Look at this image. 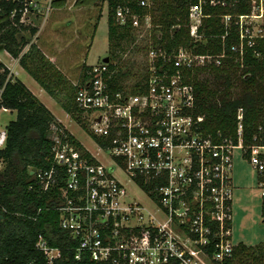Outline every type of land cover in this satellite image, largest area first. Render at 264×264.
<instances>
[{
	"label": "built area",
	"instance_id": "2783aa9c",
	"mask_svg": "<svg viewBox=\"0 0 264 264\" xmlns=\"http://www.w3.org/2000/svg\"><path fill=\"white\" fill-rule=\"evenodd\" d=\"M206 2L225 4V0H197L189 6V33L194 39L201 37ZM138 3L150 6L152 0ZM21 4L19 23L33 25L31 16L40 13L39 0H21ZM51 6L48 0L46 9ZM116 16L120 23L129 17L134 27L139 25V17L127 6L118 7ZM246 16L238 15L236 20L241 43L231 46L239 55L242 40L248 37L251 44L257 35L248 34L243 24ZM230 18L223 15L226 24ZM28 48L27 44L21 53ZM147 54L153 60L147 87L137 93L109 90L110 64L116 63L110 56L108 61L88 65L83 79L74 82L78 85L74 101L97 152L103 155L89 151L90 158L81 155L55 128L50 135L51 164L30 171L34 182L29 188L53 199L61 228L76 240V259L86 255L102 264H228L235 245L231 174L234 149L243 148L241 124L236 143L203 136L204 116L192 114L194 88L185 79L187 70L210 61L221 64L224 52L195 54L179 47L167 54L150 45ZM157 58L172 59L175 70L157 72ZM12 74L8 68L6 80ZM3 92L4 85L0 86V110L11 111L3 105ZM237 118L242 119V108ZM6 125L0 127V172L5 166L1 152L7 141ZM93 136L107 144L101 145ZM249 150V163L263 175L264 146L252 145ZM116 168L145 194L150 205L130 197ZM261 193L264 196V189ZM36 246L49 263L60 256L59 249L42 237Z\"/></svg>",
	"mask_w": 264,
	"mask_h": 264
},
{
	"label": "trees",
	"instance_id": "16d2710c",
	"mask_svg": "<svg viewBox=\"0 0 264 264\" xmlns=\"http://www.w3.org/2000/svg\"><path fill=\"white\" fill-rule=\"evenodd\" d=\"M95 2L107 6V56L116 61L110 64L112 73L107 79L110 91L125 90L123 83L129 77L136 80L127 91L137 93L147 87L148 72L138 76L133 72L134 62L124 61L117 54L122 43L124 51V46L134 40L132 20L127 17L124 23H120L116 16L118 7L127 6L141 19L149 16L151 45L167 54L179 47H186L195 54L224 52L219 65L210 61L206 66L185 71V79L194 88L192 114L204 116L200 124L202 135L217 142L231 139L236 143L240 123L242 155L246 159L250 156V146H264V32L252 37L251 44L247 43L248 37L242 40V55L231 49L241 43L236 23L238 15H250L258 0H225L224 5L203 3L199 39L190 36L188 26L189 6L197 0H152L150 6L139 5L138 0H75L74 3L83 6ZM21 7V0H0V47L18 58L19 64L45 92L86 129L74 101L78 85L69 80L32 41L37 28L19 23ZM101 12L102 9L98 19ZM224 14L231 15L227 24L223 21ZM249 28L248 34L251 33ZM27 44L28 50L21 53ZM154 63L159 73L175 70L172 59L163 61L157 58ZM0 69V86L4 85L3 105L16 113L15 119L6 125L7 141L1 152L5 166L0 172V264H102L86 255L80 259L74 257L76 240L61 228L59 211L54 209L53 199L36 188H29L34 182L30 171L51 164L53 141L50 135L55 128L64 141L90 158L88 150L19 78L6 80L8 68L1 61ZM87 70L88 65L84 63L78 80L83 79ZM239 108H242L240 121L237 118ZM93 138L101 145L107 144L101 138ZM40 237L60 251V256L52 263L36 246ZM227 263L264 264V240L255 245L236 243Z\"/></svg>",
	"mask_w": 264,
	"mask_h": 264
},
{
	"label": "rangeland",
	"instance_id": "374dc122",
	"mask_svg": "<svg viewBox=\"0 0 264 264\" xmlns=\"http://www.w3.org/2000/svg\"><path fill=\"white\" fill-rule=\"evenodd\" d=\"M47 1L39 0L40 13L31 16L33 25L30 26L37 28L31 39L41 50L55 55L52 62L63 71L69 80L75 82L85 62L88 65L95 64L108 55L107 6L106 4L101 6V2L77 6L74 3L75 0H52V6L47 10ZM101 9L102 12L98 19ZM243 24L250 26L249 30L252 34L264 32V0H258V5L253 7L252 13L243 18ZM149 28V19L139 18V25L133 30V42L126 44L124 51L123 43L117 49V54L122 56V60L134 62L133 72L138 76L146 75L153 61L146 51V46L151 45ZM24 33L29 36L28 31ZM0 57L7 63L11 61L4 53H0ZM14 71L62 126L72 132L89 152L101 158L103 154L97 152L95 142L82 123L77 122L45 91L42 89L41 91L36 81L15 61ZM135 80L136 78L133 77L126 79L123 83L125 90L129 89ZM15 116L14 110H0V127L15 119ZM233 156L232 242L255 245L264 240V218L262 217L264 196L261 193L264 189V174L256 171L249 160L243 157L242 149H234ZM115 174L128 189L131 198L135 197L142 203L150 205L145 194L129 181V178L119 168H116Z\"/></svg>",
	"mask_w": 264,
	"mask_h": 264
},
{
	"label": "crops",
	"instance_id": "0c3cea01",
	"mask_svg": "<svg viewBox=\"0 0 264 264\" xmlns=\"http://www.w3.org/2000/svg\"><path fill=\"white\" fill-rule=\"evenodd\" d=\"M106 39H107V33H106ZM91 45V44H90ZM107 46H108V39H107ZM39 47V46H38ZM43 51V50H42ZM0 53H4L5 55H7L9 58H10V62H5L1 57H0V61L1 62H3L4 64H5V66L7 67V68H10L11 69V71H12V79H14V78H18V74L14 71V61L15 62H17L18 63V65H19V67L23 70V71H25L24 69H23V67L19 64V60H18V58H14V57H12L5 49H3V48H1L0 47ZM43 53L51 60V61H54V59H55V55H53V54H50V53H48V52H46V51H43ZM13 61V62H12ZM54 63V62H53ZM86 63V62H85ZM87 64V63H86ZM88 65V64H87ZM57 66V65H56ZM58 67V66H57ZM59 68V67H58ZM60 69V68H59ZM61 70V69H60ZM62 71V70H61ZM26 72V71H25ZM63 72V71H62ZM27 73V72H26ZM28 74V73H27ZM29 75V74H28ZM31 76V75H30ZM37 83V82H36ZM25 84V83H24ZM38 84V83H37ZM26 85V84H25ZM38 86L40 87V90L42 89L43 91H45L39 84H38ZM28 87V86H27ZM29 88V87H28ZM31 90V89H30ZM41 90V91H42ZM32 91V90H31ZM33 92V91H32ZM34 93V92H33ZM35 94V93H34ZM36 95V94H35ZM72 133V132H71ZM245 244H247V245H251V244H248V243H245Z\"/></svg>",
	"mask_w": 264,
	"mask_h": 264
},
{
	"label": "water",
	"instance_id": "95a60500",
	"mask_svg": "<svg viewBox=\"0 0 264 264\" xmlns=\"http://www.w3.org/2000/svg\"><path fill=\"white\" fill-rule=\"evenodd\" d=\"M102 60L103 61H108V56H105ZM0 217H1V215H0Z\"/></svg>",
	"mask_w": 264,
	"mask_h": 264
}]
</instances>
